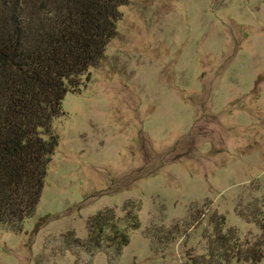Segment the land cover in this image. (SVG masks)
I'll return each mask as SVG.
<instances>
[{
    "label": "rangeland",
    "instance_id": "1",
    "mask_svg": "<svg viewBox=\"0 0 264 264\" xmlns=\"http://www.w3.org/2000/svg\"><path fill=\"white\" fill-rule=\"evenodd\" d=\"M119 10L89 80L53 121L35 211L17 232L0 227V264H182L205 251L211 214L241 239L259 234L238 210L264 216V0ZM126 207L138 227L119 254L70 241L96 211L124 222Z\"/></svg>",
    "mask_w": 264,
    "mask_h": 264
},
{
    "label": "trees",
    "instance_id": "2",
    "mask_svg": "<svg viewBox=\"0 0 264 264\" xmlns=\"http://www.w3.org/2000/svg\"><path fill=\"white\" fill-rule=\"evenodd\" d=\"M127 2L0 0V227L17 232L35 211L58 144L53 121L64 114L65 95L89 80ZM251 208L238 215L254 223L258 235L241 239L222 215L211 214L205 251L182 264H264V216ZM124 218L100 209L86 218L85 237L70 241L87 251L112 248L119 254L128 230L138 227L127 207Z\"/></svg>",
    "mask_w": 264,
    "mask_h": 264
}]
</instances>
